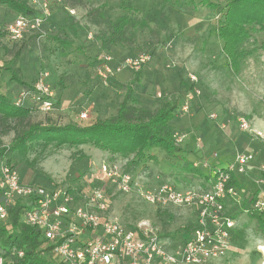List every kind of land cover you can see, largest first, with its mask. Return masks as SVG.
<instances>
[{
  "label": "rangeland",
  "instance_id": "rangeland-1",
  "mask_svg": "<svg viewBox=\"0 0 264 264\" xmlns=\"http://www.w3.org/2000/svg\"><path fill=\"white\" fill-rule=\"evenodd\" d=\"M18 1L44 16V36L10 41L4 28L21 12L0 1V66H21V74L33 84L47 72L45 81L52 86L54 106L49 111L33 112L32 122H46L49 117L58 125L84 126L110 117L140 72V81L133 85L134 104L154 112L164 99L177 100L175 129L188 150L173 158L158 149L151 153L154 159L135 165L133 155L112 153L91 144L45 148L39 141L24 158L12 153L19 160L22 178L49 182L76 194L100 191L108 200L105 216L127 227L142 224L152 228L176 249L194 230L193 208H157L136 191L125 194L103 166L118 168L116 178L124 173L137 176L145 188L168 181L180 189L207 190L218 169L231 164L238 151H250L254 158L241 177L239 201L229 204L237 220L231 249L200 264H264V206L255 203L264 195V50L258 49L236 66L227 64L216 28L223 21L229 0H212L216 8L199 0ZM123 16L130 23L116 34L112 22ZM107 52L116 61L123 56L145 55L148 59L140 70L126 68L120 72L127 73L124 79L118 73L104 83L98 68ZM10 81V73L0 68V92L9 95L5 87ZM82 112H88V117L81 119ZM239 116L250 122V131L240 128ZM6 128L0 120V147L14 138V131L6 133ZM190 162L200 168L199 172ZM204 163L213 166L212 170ZM252 196L255 199L250 201ZM243 199L246 206L240 205ZM48 247L51 243L45 241L44 248ZM51 261L63 264L57 259Z\"/></svg>",
  "mask_w": 264,
  "mask_h": 264
},
{
  "label": "built area",
  "instance_id": "built-area-1",
  "mask_svg": "<svg viewBox=\"0 0 264 264\" xmlns=\"http://www.w3.org/2000/svg\"><path fill=\"white\" fill-rule=\"evenodd\" d=\"M43 24L41 14L20 13L6 25L4 33L15 42L41 31ZM146 59L147 56L140 55L116 61L111 53H105L98 74L108 83L126 68L140 70ZM47 75L42 73L31 89L22 90L16 105L31 101L41 111L51 110L54 100L52 86L45 81ZM192 80L195 82V77ZM195 91L200 93L197 88ZM80 117L87 118L88 112H82ZM237 122L241 129L251 130L245 117L239 116ZM177 140L182 141L178 135ZM253 158L250 151H238L231 164L218 169L207 190L179 189L168 181L145 188L137 176L124 173L116 178L118 168L103 166L109 178L118 180L119 189L125 194L136 191L142 200L157 208L179 206L197 210L194 230L176 249L170 248L152 228L142 224L138 228L127 227L105 216L108 200L104 193L75 195L59 186L23 183L16 168L5 159L0 160V219L7 220L12 207L19 201L26 202L24 221L40 229L44 239L51 243L52 259L63 264H200L230 251L237 220L228 213L227 201L237 198L238 191L228 183L232 174H246ZM203 165L211 167L208 163ZM263 196L255 200L257 207L264 206ZM18 255L23 256L24 251L20 250ZM0 264H4L1 256Z\"/></svg>",
  "mask_w": 264,
  "mask_h": 264
},
{
  "label": "trees",
  "instance_id": "trees-1",
  "mask_svg": "<svg viewBox=\"0 0 264 264\" xmlns=\"http://www.w3.org/2000/svg\"><path fill=\"white\" fill-rule=\"evenodd\" d=\"M0 1L21 13H36L35 9L29 8L24 2L18 0ZM178 1L180 0H176V3ZM190 1L195 3V0ZM199 2L208 7H217L212 0H199ZM129 23L130 20L126 16L114 20L112 22L114 33L122 32ZM29 36L43 37L44 24L41 31ZM216 36L222 43V53L227 64L232 66L238 65V62L247 56L253 55L258 49L264 50V0H229L225 7L223 21L216 28ZM63 42L72 44L71 41L67 40H63ZM20 67L17 65L15 67L0 66L1 69L10 73L11 81H16L22 86L20 91L31 89L34 84L27 81L29 78L23 77ZM140 78V72L136 73L114 115L97 119L93 123L84 126L76 123L58 125L49 117L46 122H32L30 116L33 112L40 110L33 104L27 105L31 101L26 102L23 106H17L15 98L0 92L1 123L7 127L4 130L6 133L10 130L15 133L10 144L0 147V160L5 159L16 168L23 183L52 188L56 185L49 182L41 183L34 180H24L17 167L19 160L14 159L12 153L16 152L24 158L40 141L45 145V148L53 144L56 147L64 145L78 147L91 144L96 148L108 150L112 153L125 156L133 155V164L135 165L143 160L154 159L155 154L151 153L158 149L163 150L173 158L185 155L188 150L177 140L176 124L173 121L179 107L178 101L164 99L154 112L136 106L134 103L137 102V99L133 96V85L138 83ZM180 81L182 84L185 82L183 79H180ZM59 84L63 90L64 83L60 80ZM130 100L133 102L131 103ZM11 119L14 121L13 124ZM189 165L199 172L200 168H195L192 162ZM212 168L213 166L209 169L212 170ZM200 174L202 175V173ZM209 176L212 177V172ZM242 176L232 174L228 186L238 191L242 183ZM68 191L75 195L79 194ZM254 199L255 196H252L250 201ZM231 201L237 202L239 200L238 198H230L227 201L228 213L235 218L234 212L232 213V210L229 209ZM240 203H242L240 205L245 204L246 206L244 199ZM25 205L26 202L19 201L9 210L7 220L0 219V256L4 258V264H54L51 261L53 259L50 247L44 248L46 240L40 229L30 226L24 221ZM252 214L256 215L254 212ZM234 234L235 229L232 240ZM20 250L24 251L23 256L18 255Z\"/></svg>",
  "mask_w": 264,
  "mask_h": 264
},
{
  "label": "crops",
  "instance_id": "crops-1",
  "mask_svg": "<svg viewBox=\"0 0 264 264\" xmlns=\"http://www.w3.org/2000/svg\"><path fill=\"white\" fill-rule=\"evenodd\" d=\"M15 18V17H14ZM13 18V19H14ZM12 19V20H13ZM12 20H10V21H12ZM9 21V22H10ZM9 22H7V24L9 23ZM30 35V34H29ZM125 57H128V56H123V58H125ZM123 58H120V59H123ZM125 74H127V73H122V75H121V73L119 74L120 75V77H121V79H124L125 77H127V75H125ZM125 75V76H124ZM24 77V76H23ZM27 80V79H26ZM28 81V80H27ZM11 83L9 84V83H7V85H9V87H5V90H7V92H9V95H11V97L13 98V97H15L17 94H18V92L21 90V88H22V86H20L16 81H10ZM66 90V89H65ZM27 105H32V103L31 102H28L27 103ZM173 121H175V118L173 119ZM175 123V122H174ZM211 180H209V183H211L210 182ZM177 187V186H176ZM209 187H210V185H209ZM177 188H179V187H177ZM180 189V188H179ZM185 189V188H184ZM193 210L195 211V216H196V218H195V222H196V219H197V210L196 209H194L193 208Z\"/></svg>",
  "mask_w": 264,
  "mask_h": 264
},
{
  "label": "bare ground",
  "instance_id": "bare-ground-1",
  "mask_svg": "<svg viewBox=\"0 0 264 264\" xmlns=\"http://www.w3.org/2000/svg\"><path fill=\"white\" fill-rule=\"evenodd\" d=\"M261 248H262V250H263V252H264V245H263Z\"/></svg>",
  "mask_w": 264,
  "mask_h": 264
}]
</instances>
